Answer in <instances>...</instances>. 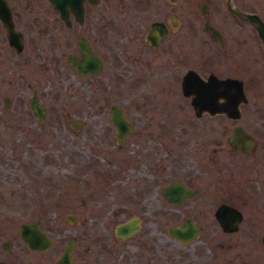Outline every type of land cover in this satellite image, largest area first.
I'll use <instances>...</instances> for the list:
<instances>
[{"label": "flooded vegetation", "instance_id": "flooded-vegetation-1", "mask_svg": "<svg viewBox=\"0 0 264 264\" xmlns=\"http://www.w3.org/2000/svg\"><path fill=\"white\" fill-rule=\"evenodd\" d=\"M5 1L14 28L20 32V50L10 46L6 36L5 39L17 54L25 44L19 28L23 17L17 10L21 0ZM32 3L44 4L46 11L44 19L34 20L36 29L31 35V45H36L35 33L40 39L45 35L46 69L51 80L54 83L60 80L64 89L88 86L91 92L94 89L99 94V100L108 103V113L82 110L77 120L67 118L71 127L80 132L78 173L74 177L37 176L44 178L34 189L36 194L42 193L43 212L63 210L68 203L61 197L77 183L80 218L70 216L71 213H66V218L72 223L78 220L80 231L77 236L67 237L61 250L67 240L73 241L74 247L76 237L82 243L90 241L100 255L110 247L111 240L103 239L102 235L119 239L115 234L119 223L134 220L137 227L130 235L146 227L161 230L166 204L179 206L191 198L204 199L201 201L211 207L214 195H225V199L231 196V200L219 198L212 207L217 224L214 211L222 203L240 212V222L247 199L251 203L260 202L254 212L264 213V113H261L264 111L256 107L252 113H241L248 102H264V36L257 26L258 21L264 26V0H33ZM32 3L27 0L24 5ZM34 18L42 17L36 14ZM183 37L188 39V45H183ZM136 39H141L142 46L125 53L139 45ZM124 59L130 63L125 73L121 67ZM188 71L193 83L206 82L209 76L239 83L244 99L238 103V115L195 109L191 97L181 89L182 78ZM149 84L156 91L153 94L161 95L157 97L163 102L164 94L172 97V90L189 99L194 116L189 118V126L171 123L174 128L170 130L160 119L146 113H126L123 100L140 97ZM123 92L127 94L121 96ZM33 95L37 103L45 105L34 91L27 98L29 110L39 122L46 107L41 117L33 113L29 107ZM111 96L119 98L111 101ZM99 100L94 104L102 112L104 105ZM112 106L120 108L121 113H112ZM235 130L249 135L248 150L228 142ZM39 164L47 169L53 166L51 158H40ZM39 170L42 172L43 168ZM172 184L179 189L169 190ZM55 195L58 199L48 200ZM172 197L176 202H172ZM261 198L262 202L257 201ZM191 203L190 210L197 211L198 201ZM186 218L202 231V224L191 217L183 221ZM263 235L259 239L264 247ZM83 249L86 252L89 246L84 244Z\"/></svg>", "mask_w": 264, "mask_h": 264}, {"label": "rangeland", "instance_id": "rangeland-1", "mask_svg": "<svg viewBox=\"0 0 264 264\" xmlns=\"http://www.w3.org/2000/svg\"><path fill=\"white\" fill-rule=\"evenodd\" d=\"M26 1L17 3V10L23 17V25H18L23 31L25 43L17 54L7 44L0 24V260L9 264H57L56 258L65 239L77 236L80 231L78 220L72 223L66 218V213L80 218L77 183L61 197L68 203L63 210L43 212L40 204L42 193L36 194L34 189L44 178L37 176L67 174L74 177L78 173L80 132L78 128L71 127L67 118L77 120L82 110L108 113V103L99 100V94L94 89L91 92L88 86L64 89L60 80L56 83L51 80L50 71L46 69L48 52L43 40L45 35L40 39L35 33L36 45H31V35L36 29L34 20L45 18V7L44 4L35 6L33 0H30L31 5L25 6ZM36 14L42 18H34ZM136 40L139 45L127 49L125 53L137 51L142 46L141 39ZM188 44V39L183 37V45ZM121 67L125 68V73L130 68L129 60L124 59ZM33 91L46 107L45 116L39 122L35 121L27 104V98ZM154 92L153 85L149 84L140 97L123 100L126 113H146L160 119L161 124L170 130L174 128L172 124L189 126V118L194 116L188 98L172 90V97L164 94L163 102L158 98L161 95ZM126 94L123 92L121 96ZM4 96L9 98L7 105L2 101ZM114 98L119 97L111 96L109 100L113 101ZM95 100L104 105L102 112L96 109ZM256 107L264 111V102H248L243 105L241 113H252ZM40 158H51L53 166L48 169L42 167ZM40 168L44 173L40 172ZM255 195L252 194V197ZM213 198L211 207L200 198L184 200L179 206L166 204L161 230L152 231L146 227L121 240L113 235H102L103 239L111 238V248L108 247L100 255L90 241L82 243L75 237L71 258L75 264H264V247L259 239L264 233V213L254 212L255 205H260V202L251 203L247 199V204L242 208L243 218L239 228L234 232H223L212 215V207L219 198L225 199V195H214ZM55 199H58L56 195L48 197V200ZM231 199L229 196L225 200ZM192 200L198 201L197 211L190 210ZM260 200L262 202L263 199H257ZM185 217H191L203 228L194 240L182 243L167 233V227L181 223ZM34 219L40 221V227L52 240L51 245L43 251L28 249L18 236L19 224ZM3 240L10 241L8 251L1 246ZM84 244L89 246L86 252Z\"/></svg>", "mask_w": 264, "mask_h": 264}, {"label": "water", "instance_id": "water-1", "mask_svg": "<svg viewBox=\"0 0 264 264\" xmlns=\"http://www.w3.org/2000/svg\"><path fill=\"white\" fill-rule=\"evenodd\" d=\"M0 23L5 30L8 44L17 49V51L20 50V32L14 28L11 11L5 0H0ZM257 26L259 29L263 30L262 35L264 36V26L262 22L258 21ZM149 39L151 40V38ZM190 74V71L184 74L181 82V89L183 94L191 97L190 103L195 109L206 108L211 113H226L232 117L238 115V103L244 99L239 83L231 79H218L215 76H209L206 82L193 83L191 80L192 74ZM207 95L209 98H207ZM2 101L4 105H7L9 103V98L4 96ZM29 107L32 112L39 117L45 112V107L37 103L34 95L29 99ZM111 112L121 113V109L117 106H112ZM239 135L243 138H240ZM249 138V135L242 132V130H235L234 135L230 136L227 140L233 146L238 145L241 149L248 150L246 144ZM168 189L174 191L179 188L175 189V185L172 184ZM180 190L184 193L187 192V194H191L190 191L184 188H180ZM171 200L172 202H176L177 199H173L172 197ZM214 216L220 228L225 232L237 230L238 223L241 220V214L237 209L223 203L215 209ZM71 219L74 220V218ZM136 227L137 225L134 220L128 219L116 226L115 234L117 238L122 239L134 232ZM200 231L201 227L195 224L190 218H186L181 224L170 225L167 228L168 234L182 243H187L195 239ZM18 236L30 250L43 251L51 245V239L46 232L40 228L38 219L22 221L18 227ZM262 243L264 245V235L262 236ZM9 245V240H3L1 243L5 251L9 250ZM73 245V241L67 240L61 253L56 258L57 264H75L70 257V250L73 248ZM0 264L9 263L0 260Z\"/></svg>", "mask_w": 264, "mask_h": 264}, {"label": "bare ground", "instance_id": "bare-ground-1", "mask_svg": "<svg viewBox=\"0 0 264 264\" xmlns=\"http://www.w3.org/2000/svg\"><path fill=\"white\" fill-rule=\"evenodd\" d=\"M176 116V115H175ZM177 117V116H176ZM155 121H156V119H155Z\"/></svg>", "mask_w": 264, "mask_h": 264}]
</instances>
